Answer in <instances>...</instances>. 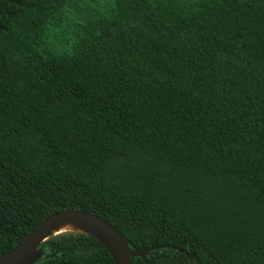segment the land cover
Returning a JSON list of instances; mask_svg holds the SVG:
<instances>
[{
	"label": "trees",
	"instance_id": "1",
	"mask_svg": "<svg viewBox=\"0 0 264 264\" xmlns=\"http://www.w3.org/2000/svg\"><path fill=\"white\" fill-rule=\"evenodd\" d=\"M64 208L157 247L132 264H264V0H0V255Z\"/></svg>",
	"mask_w": 264,
	"mask_h": 264
},
{
	"label": "water",
	"instance_id": "2",
	"mask_svg": "<svg viewBox=\"0 0 264 264\" xmlns=\"http://www.w3.org/2000/svg\"><path fill=\"white\" fill-rule=\"evenodd\" d=\"M67 221L77 223L83 230L65 232L91 234L106 248L114 264H132L133 257L145 258L150 250L157 248L156 246L142 250L132 248L122 232L100 215L79 208H64L41 219L17 246L0 255V264L36 263L44 254L41 243L52 235L63 233H53V229ZM173 248L185 254L195 264H201L193 251Z\"/></svg>",
	"mask_w": 264,
	"mask_h": 264
},
{
	"label": "bare ground",
	"instance_id": "3",
	"mask_svg": "<svg viewBox=\"0 0 264 264\" xmlns=\"http://www.w3.org/2000/svg\"><path fill=\"white\" fill-rule=\"evenodd\" d=\"M83 230V227L73 221L64 222L61 226L53 229V233L65 232V231H79Z\"/></svg>",
	"mask_w": 264,
	"mask_h": 264
}]
</instances>
